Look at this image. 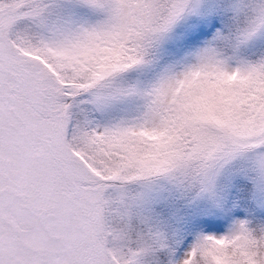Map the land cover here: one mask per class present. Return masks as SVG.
Here are the masks:
<instances>
[{
  "label": "rangeland",
  "instance_id": "374dc122",
  "mask_svg": "<svg viewBox=\"0 0 264 264\" xmlns=\"http://www.w3.org/2000/svg\"><path fill=\"white\" fill-rule=\"evenodd\" d=\"M0 76L18 264H264V0H0Z\"/></svg>",
  "mask_w": 264,
  "mask_h": 264
},
{
  "label": "trees",
  "instance_id": "16d2710c",
  "mask_svg": "<svg viewBox=\"0 0 264 264\" xmlns=\"http://www.w3.org/2000/svg\"><path fill=\"white\" fill-rule=\"evenodd\" d=\"M5 1H8V0H5ZM56 6H51L50 8H49V10H52V13L49 11L48 13H47V19H46V26L45 27H43V28H45L42 32H40L39 31V28H38V26L36 25V24H32V23H26V22H21V23H19V25H20V27L22 28V29H24V30H29V32L30 33H32V34H34V35H38V36H42L47 30H48V27H47V24H48V21L53 17V10H54V8H55ZM48 56H50L51 58H50V60L52 61V62H54V65L55 66H59L60 65V61H58V60H56L54 57H52L51 56V54H49L48 53ZM3 80L1 79V76H0V84H1V82H2ZM26 91L27 92H31V91H33V92H35V93H37V95L38 96H40L41 94V91L42 90H44L43 88H41V89H38V85H37V83L36 82H32V83H30V84H28L27 86H26ZM12 90H15L14 89V87L12 88ZM44 91H46L47 93H50L51 91H47V90H44ZM6 94V93H5ZM41 96H44V95H41ZM6 99V97L4 98V100ZM5 102H6V100H5ZM7 103V102H6ZM65 104V103H64ZM60 112V111H59ZM7 137H9V135H7ZM11 137V136H10ZM11 138H13V137H11ZM0 145H2V146H4L3 147V151H10V146L12 145L11 144V142L9 141V139L8 138H3V136L1 137L0 136ZM15 152H20V148L19 147H17V150L15 151ZM21 153V152H20ZM13 153H11V152H8L7 153V155H8V157L10 156V155H12ZM1 157H2V154H1ZM7 157V158H8ZM22 158H23V160H26L25 159V157L24 156H22ZM7 160V159H6ZM1 165V164H0ZM27 165H29L28 167L29 168H33V166H31V163L30 162H28L27 163ZM2 167V166H1ZM3 173H4V171L0 168V182L2 181L3 182V184H5V185H8V184H12V185H15V186H17V184H16V182L14 181V179L13 178H11L10 176H3ZM3 188V186H0V190ZM28 199V198H27ZM29 200V199H28ZM7 222V221H6ZM1 225H3V227H4V232H5V234H6V236L9 238V240L11 241V244L13 243L17 248H18V246H19V244H20V241H21V238H19V236L18 235H16V234H14V233H12L10 230V227L9 226H7L6 225V223H5V221H3V219H1ZM12 244V245H13ZM17 254H19V255H17V256H15V254L10 250V249H8L6 246H3V245H1L0 244V264H18L17 263V261H16V257L17 258H19L22 262H24V260L22 259V256H21V253L18 251L17 252ZM116 254L118 255V250L116 251Z\"/></svg>",
  "mask_w": 264,
  "mask_h": 264
}]
</instances>
